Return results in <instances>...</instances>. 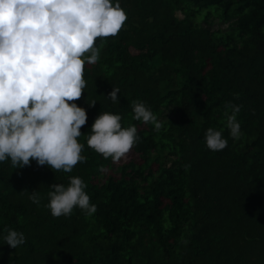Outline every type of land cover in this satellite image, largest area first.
Segmentation results:
<instances>
[{"label": "trees", "instance_id": "16d2710c", "mask_svg": "<svg viewBox=\"0 0 264 264\" xmlns=\"http://www.w3.org/2000/svg\"><path fill=\"white\" fill-rule=\"evenodd\" d=\"M120 4L127 19L96 38L99 59L85 62L76 100L87 111L86 159L71 172L0 161V235L25 234L16 248L0 238V264H264V0ZM214 19L227 27L212 29ZM113 86L118 102L107 96ZM134 100L157 114L159 130L133 118ZM228 101L241 105L239 138L224 128ZM104 111L137 127L119 160L87 144ZM210 126L224 128L225 148L206 146ZM70 176L85 182L93 214L46 206L48 185Z\"/></svg>", "mask_w": 264, "mask_h": 264}, {"label": "clouds", "instance_id": "9594fccd", "mask_svg": "<svg viewBox=\"0 0 264 264\" xmlns=\"http://www.w3.org/2000/svg\"><path fill=\"white\" fill-rule=\"evenodd\" d=\"M126 19L120 0H0V161L10 158L22 168L35 160L71 172L86 159L78 137L87 111L76 103L86 85L85 62L99 59L96 38L117 34ZM118 93L113 86L107 96L118 102ZM240 108L225 103L224 128L234 138L241 135ZM132 111L134 119L152 122L156 130L162 127L143 101L134 100ZM224 128L205 130L208 148L227 146ZM90 129L87 144L113 160L138 140L136 125L122 126L119 113L100 112ZM68 179L67 185H48L46 206L51 214L70 215L74 207L93 214L97 205L90 202L83 179ZM30 199L38 204L40 194L33 190ZM0 238L16 248L24 243L25 234L8 228Z\"/></svg>", "mask_w": 264, "mask_h": 264}, {"label": "rangeland", "instance_id": "374dc122", "mask_svg": "<svg viewBox=\"0 0 264 264\" xmlns=\"http://www.w3.org/2000/svg\"><path fill=\"white\" fill-rule=\"evenodd\" d=\"M211 27H212V29L226 28L227 24L224 22H220L219 19H214L211 22ZM187 232H188V230H187Z\"/></svg>", "mask_w": 264, "mask_h": 264}]
</instances>
